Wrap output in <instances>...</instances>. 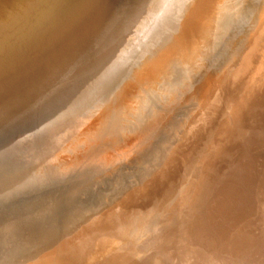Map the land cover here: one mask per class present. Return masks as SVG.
<instances>
[{"label": "rangeland", "instance_id": "1", "mask_svg": "<svg viewBox=\"0 0 264 264\" xmlns=\"http://www.w3.org/2000/svg\"><path fill=\"white\" fill-rule=\"evenodd\" d=\"M150 1L26 0L0 22V91L8 89L0 98L13 101L15 108L0 113V124H31L0 141V264L21 247L20 258H36L49 244L54 247L37 258L40 264H264V0H159L126 53L124 43H114L102 56L106 62L117 54L123 57L113 75L57 122L45 123L40 110L30 121H4L30 115L37 103L34 97L16 100L9 93L31 80L39 92L42 75L52 72L50 79L56 80L66 61L81 58L90 46L120 31ZM4 9L5 0H0V16ZM102 65H89L75 86L90 80ZM194 123L211 124V142L199 149L189 135L173 141L190 142L188 150L194 159L199 155L200 164L211 150L214 159L204 172L183 177L184 169L150 166L180 124L198 129ZM153 167L163 171L161 176ZM155 176L162 177V184ZM183 178L190 184L187 197L172 198L171 184ZM114 181L122 189L133 185L130 193L114 191ZM152 189L154 194L144 196L142 190ZM102 195L110 196L121 221L106 220L97 209L101 202L93 204ZM80 196L88 197L97 212L93 219L102 217L97 222L105 223L94 220L97 227L86 219L95 230L86 231L77 221L68 248L59 249L67 201ZM147 196L150 205V197L141 198ZM53 207L56 213L45 221L16 229ZM112 218L109 226L120 235L104 228V245H99L98 231ZM11 229L16 230L9 233Z\"/></svg>", "mask_w": 264, "mask_h": 264}, {"label": "bare ground", "instance_id": "2", "mask_svg": "<svg viewBox=\"0 0 264 264\" xmlns=\"http://www.w3.org/2000/svg\"><path fill=\"white\" fill-rule=\"evenodd\" d=\"M25 1L26 0H5V9H4V13H3V15H1L0 16V22L6 17V16H8L11 12H14V11H18L20 8H21V6L25 3ZM159 0H151L147 5H145L144 7H142V8H140V9H138V10H136V12L132 15V17H131V19L130 20H128L127 22H125L124 23V25L122 26V28L120 29V31H118V32H114L113 34H111L109 37H107V38H104V40L100 43V44H95L94 46H90L89 48H88V50L85 52V54H84V56H82L81 58H79V59H76V58H73V59H69L68 61H66L65 62V64H64V69H63V71H61V70H59V69H57V71H58V76H57V78H56V80H52V79H50L51 78V73H47V75H42V79H43V85H42V88H41V90L39 91V92H36L35 90H33V82H34V80H31V81H28L27 83H25L24 85H22V87H18V88H16L15 90H13V92H11V93H9V95H15L16 96V100H19V99H24V100H27V99H29V98H31V97H34L35 99H36V108L32 111V113L29 115H26V116H22V117H20V118H16V116H10L9 118H8V120H4L5 122H8V121H13V122H16V121H19V120H21V119H25L26 121H30V120H32L33 118H34V116L36 115V113L40 110V114H41V116H42V120H44L45 121V123H48L50 120L51 121H58V119L63 115V114H65L66 112H68L71 108H73V106L80 100V98H82L83 96H85L87 93H90L92 90H95L104 80H106L107 78H110L112 75H113V72H114V70L119 66V62H120V60L123 58L122 56H120L119 54H117L116 56H115V58L113 59H111V60H108L107 62L105 61L106 59H102V56L104 55V53H106L108 50H109V48H111V46L114 44V43H116L117 45H120L121 43H124L125 44V47L123 48V50L124 49H126V51H125V53L130 49L129 47L133 44V42H136V40H138V34L139 33H142L143 31H144V27H145V24L147 23V21L149 20V17L153 14V12H154V9H155V6L157 5V2H158ZM137 24V23H139V24H137L138 25V27H136V28H134V25L133 24ZM244 41V40H243ZM238 43V42H237ZM232 45V44H231ZM233 45H234V43H233ZM241 45H243V44H241ZM225 47V49L228 47H226V46H224ZM229 47H230V45H229ZM229 47L227 48V50H229ZM232 48V47H231ZM224 49V48H223ZM223 49H219V50H223ZM231 50V49H230ZM224 51H226V50H224ZM223 51V52H224ZM220 52V51H219ZM218 52V53H219ZM229 52V51H228ZM217 53V52H216ZM222 53V52H221ZM227 53V52H226ZM226 53H225V55H226ZM219 55V54H218ZM113 55H111L110 56V58L112 57ZM234 56V55H233ZM213 57H215V54H214V56ZM216 57H217V54H216ZM215 57V58H216ZM227 57H229L230 58V56H227ZM226 57V58H227ZM109 58V59H110ZM218 58V62H220L219 61V57H217ZM220 58H221V56H220ZM232 58V57H231ZM235 58H237V56L235 57ZM235 58H234V60L233 59H230V60H233L234 62L235 61H237V60H235ZM213 59V58H212ZM212 59L210 60V61H212ZM215 60V59H214ZM213 60V61H214ZM221 60H222V58H221ZM225 60H227V59H225ZM229 60V61H230ZM208 61V60H207ZM207 61H206V63H207ZM216 61V60H215ZM229 61H228V63H229ZM97 62H101V65L102 66H100V67H98L97 68V72H95V75L94 76H92L91 78H90V80H86L84 83H82L81 85H77V86H75L76 84H75V81H76V79L77 78H79V77H81L83 74H84V71L86 70V68L89 66V65H92V64H94V63H97ZM209 62V61H208ZM222 62V61H221ZM41 63L43 64V61H41ZM46 62H44V64H45ZM211 63V62H210ZM226 63V62H225ZM209 64V63H208ZM224 65V64H223ZM229 64H227V67L229 68V66H228ZM233 65H234V63H233ZM207 67L209 66V65H206ZM206 66L204 65V67H202V68H206ZM215 66V65H214ZM218 66H219V64H218ZM225 66H226V64H225ZM230 66H231V64H230ZM201 68V69H202ZM209 68V67H208ZM231 68V67H230ZM27 69H29V68H27ZM94 69V68H93ZM203 69V70H204ZM210 69V68H209ZM224 69V68H223ZM227 69V68H226ZM234 69V68H233ZM70 70V71H69ZM202 70V71H203ZM208 69H206V71H207ZM215 70H217V68L215 69ZM231 70H232V68H231ZM199 71H200V69H199ZM205 71V72H206ZM228 71H230V70H228ZM228 71H227V74H228V76H230L231 75V73H230V75H229V73H228ZM204 72V71H203ZM210 72H212V71H210ZM222 72V71H221ZM221 72H218V73H220L219 74V76L221 75ZM224 72V71H223ZM200 73H202V72H200ZM207 73V72H206ZM198 74H199V72H198ZM200 75V74H199ZM203 75V74H202ZM201 75V76H202ZM224 75V74H223ZM216 76V75H215ZM218 76V75H217ZM218 76V77H219ZM226 76V75H225ZM227 76V77H228ZM198 77V76H197ZM224 77V76H223ZM217 78V77H216ZM216 78H213L214 79V81L215 80H217ZM230 78V77H229ZM198 79H200L199 77H198ZM218 80H219V78H218ZM16 80H12V83L11 84H13L14 85V82H15ZM213 81V80H212ZM213 81V82H214ZM197 82H198V80H197ZM200 82H201V80H200ZM218 82V81H217ZM238 82V81H237ZM236 82V83H237ZM202 83H203V81H202ZM196 84V83H195ZM194 84V85H195ZM212 84H216V83H212ZM217 85H219V82H218V84ZM221 85V84H220ZM193 86V85H192ZM192 86H191V88H192ZM73 87V88H72ZM214 87V86H213ZM213 87H211V88H213ZM216 87H219V86H216L215 85V87L214 88H216ZM8 88H10V87H8ZM191 88H189L190 89V91H191ZM193 88H194V86H193ZM220 88H222L221 86H220ZM223 88H224V85H223ZM189 89H187V91H189ZM195 89V88H194ZM227 89V88H226ZM6 90H8V89H3V90H1L0 91V93H2V94H4L5 92H6ZM213 90V89H212ZM216 90V89H215ZM217 90H218V88H217ZM225 90V88L224 89H222L221 91L222 92H225L224 91ZM196 91V90H195ZM209 92H210V90H208ZM192 92V91H191ZM191 92H190V94H191ZM219 92H220V89H219ZM222 92H220L219 94H221ZM213 93H214V91H213ZM216 93V92H215ZM211 94V93H210ZM217 94H218V92H217ZM223 94V93H222ZM225 94V93H224ZM227 94V93H226ZM191 95H193V94H191ZM204 95V94H203ZM206 96V95H205ZM215 96H217L216 94H215ZM222 96V95H221ZM191 98H192V96H190ZM219 97V96H218ZM217 97V98H218ZM225 97V96H224ZM224 97H222V98H224ZM228 97V96H227ZM226 97V98H227ZM185 98V97H184ZM213 98H214V96H213ZM189 99V98H188ZM211 100H213V99H211ZM221 101V100H220ZM209 102V101H208ZM213 103H214V105H215V102L214 101H212ZM218 104V103H217ZM216 104V106H218ZM221 104V103H220ZM200 105V104H199ZM213 105V104H212ZM190 106H191V104H190ZM211 106V105H210ZM215 106V107H216ZM202 107H204V106H202ZM209 107V106H208ZM212 107H214V106H212ZM219 107V106H218ZM188 109H190L189 110V112L191 111V109L192 108H189V107H187ZM211 108V107H210ZM13 109H15L14 108V102L12 101H9V102H7V100L5 101V99H2V98H0V113H2V112H9V111H13ZM187 109V110H188ZM214 109H217V107L216 108H214ZM4 110V111H3ZM208 110V109H207ZM201 111H203V110H201ZM200 111V112H201ZM209 111V110H208ZM214 111V113L216 112L215 110H213ZM212 110H211V112H213ZM218 111V110H217ZM210 112V111H209ZM211 112H210V114H211ZM197 113V112H196ZM195 113V114H196ZM201 113H203V112H201ZM200 113V114H201ZM214 113H212V114H214ZM217 113V112H216ZM215 113V114H216ZM189 114H191V113H189ZM198 114V113H197ZM197 114H196V116L195 117H197ZM204 114V113H203ZM209 114V115H210ZM194 115V114H193ZM207 114H205V118L208 116V117H210L209 115H207ZM190 116V115H189ZM192 116V115H191ZM202 116V115H201ZM193 117V116H192ZM192 117H189V118H192ZM199 117V116H198ZM203 117V116H202ZM4 119V118H3ZM204 119V118H203ZM208 119V118H207ZM206 119V120H207ZM211 119H213V117L211 118ZM191 119H189V123L190 122H192L193 120H191ZM55 122V123H56ZM186 124H188L186 121H184ZM205 123V122H204ZM51 124H53V123H51ZM186 124H180L179 125V130H178V133H177V135L175 136V138H173L172 139V141L168 144V147L157 157H155L154 159H153V161H152V163L150 164V166L152 165V164H154V163H164V164H167V165H169V166H172V167H175V168H177V169H184V174L183 175H181V176H183V177H186L185 176V174L187 173H198V172H200L205 166H208L210 163H211V161H210V159H211V157H213L212 155H211V150L209 151V153H208V159H207V161H206V163H204L203 162V160L201 161V164H200V162H198L197 160L199 159L198 158V154H197V157H196V159H194V157L192 156V154H193V152H192V150H188L189 149V147L191 148V146L189 145L190 144V142H189V144H186V142L184 141L183 143L184 144H186V145H184L183 143H178V144H176L177 143V141L176 142H174L173 140L174 139H176V140H179L178 138L181 136H187V135H189V138L190 139H188V140H190L191 141V138H192V140H193V143H196L195 144V146L197 147V148H203L204 146H205V144L207 143V142H211L210 141V139L208 138V136H209V132H210V130H209V127H210V125L209 124H202V126L201 127H198L197 125H195V123H194V126L195 127H198V129H196V128H191V130H189V126H187ZM29 125H31V124H0V141H1V139H11V137L12 136H15V135H18L19 133H20V131H24L23 129H25V128H27V127H29ZM191 125V124H190ZM193 125V124H192ZM219 125V124H218ZM193 127V126H192ZM215 128V127H214ZM164 129H165V127H163V130H161L160 129V131H161V134L164 132ZM196 129V130H195ZM187 131V132H186ZM215 131H216V129H215ZM218 131L219 130H217V133H218ZM184 132H186V133H184ZM217 133H216V136H217ZM161 134H160V136H161ZM202 134V136H200ZM156 136V138H157V134L155 135ZM159 136V137H160ZM220 136V135H219ZM158 137V138H159ZM221 137V136H220ZM223 137V136H222ZM157 138V139H158ZM220 139V138H219ZM187 141V140H186ZM188 143V142H187ZM211 147H212V144L210 145V149H211ZM172 148H174V155H173V151H172ZM209 149V148H208ZM207 150V149H206ZM202 151V150H201ZM203 152V151H202ZM206 152V151H205ZM173 155V156H172ZM175 155H176V157H175ZM171 156V157H170ZM210 156V157H209ZM204 159V158H203ZM213 159H214V157H213ZM194 160H196V162L194 161ZM218 161V160H217ZM211 165V164H210ZM149 166V165H148ZM162 166V165H161ZM160 166V167H161ZM215 166H216V164H215ZM163 167H165V166H163ZM152 168V167H151ZM146 169V168H145ZM144 169V170H145ZM153 169L155 170V172L156 173H158V168H156V167H153ZM157 169V170H156ZM160 170H161V168H159ZM173 169V168H172ZM159 170V171H160ZM165 170H166V167H165ZM207 171V170H206ZM163 172V171H162ZM161 172V173H162ZM169 172V171H168ZM171 172H173V171H171ZM175 172V171H174ZM201 172H204V171H201ZM160 173V172H159ZM158 173V174H159ZM161 173L159 174L160 176H161ZM170 173V172H169ZM207 173H209V172H207ZM158 174H155V175H158ZM176 174V173H175ZM186 174V175H187ZM174 175V174H173ZM207 175V174H206ZM153 176V175H152ZM167 176V175H166ZM172 176V175H171ZM174 177V176H173ZM177 178H180V176L178 177V176H176ZM202 177H203V174H202ZM159 178H161L162 179V177H159ZM158 177H157V179H156V176L154 177V179H156V180H154L153 179V177H152V179L155 181V182H157L158 183V181L160 180V183H161V179H159ZM166 178V177H165ZM170 178H172V177H170ZM194 178V177H193ZM174 180H176V178H173ZM184 180L182 181L181 179V183L179 184V183H177V184H179L178 186H176V187H174V185H176V183L175 184H171V189H170V191H171V193H172V195H170L172 198H178L179 197V195H181V198L183 197V199L185 198V197H187V190L189 189V186H190V184H187V181H186V179L185 178H183ZM152 180V181H153ZM208 180V179H207ZM143 181V180H142ZM146 181V180H145ZM144 181V182H145ZM149 181V180H148ZM151 181V180H150ZM149 181V182H150ZM151 181V182H152ZM206 181V180H205ZM144 182L143 183H141V186L144 184ZM147 182V181H146ZM145 182V183H146ZM150 182V183H151ZM174 182V181H173ZM136 184V183H135ZM147 184H149L148 182H147ZM147 184H145V185H147ZM153 184V183H152ZM152 184H150V186L149 187H152ZM162 184V183H161ZM170 184V183H169ZM157 185V184H156ZM155 185V186H156ZM133 186V185H132ZM132 186L130 185V186H128L127 188H121V186H119L117 183H115V181L113 182V183H111V188L113 187L114 188V191H119L120 193H123V194H129L130 193V190H131V188H132ZM154 186V185H153ZM154 186V187H155ZM161 186H163V185H161ZM197 186V185H196ZM143 187V186H142ZM153 187V188H154ZM174 187V188H173ZM145 188H147L146 190H150L148 187H146L145 186ZM155 188H157V187H155ZM154 188V189H155ZM143 189V188H142ZM113 191V192H114ZM141 191V190H140ZM145 191V190H144ZM143 190H142V192H143V194L144 193H151V194H154L153 193V189H152V191H148V192H144ZM112 192V193H113ZM155 192V191H154ZM151 194H149V195H151ZM186 194V195H185ZM139 195H140V193H139ZM141 196V195H140ZM144 196H145V194H144ZM90 197V200H91V197L92 196H89ZM150 198H151V196H149ZM148 196L147 197H141L142 199L143 198H149ZM153 197V196H152ZM94 198V197H93ZM92 198V201L91 202H93V200H95V198L93 199ZM138 200H139V198L138 197H136ZM149 198V200H148V203L147 204H149L150 205V201L152 200V198L150 199ZM73 197H71V198H69L68 199V201H67V209L66 210H64L66 213H67V218H66V216H65V220L63 221V230H62V234H61V236H60V238H59V245L57 246V247H59V249H66V248H68V246L66 245L67 244V241L69 240V239H71V235H72V231H73V229H74V232L76 231V224H77V221H81V222H79V223H82V225H83V228H81L82 230H88L89 229V227H90V223L89 222H86V219H91V220H93V222L91 221V224L92 223H94V220L95 219H93V218H95V217H97L96 215H97V212H92V210H91V206L89 207V205H88V203L90 202L89 201V199H88V197H87V199H85V198H83L82 196H80V197H78L76 200L75 199H73ZM98 199V200H97ZM146 199V200H147ZM98 202H97V201ZM96 200L93 202V204L96 202V203H99V202H101V206H100V203L98 204L99 206H100V208H97L98 210L99 209H101L102 210V212H100L103 216H105L106 217V220L107 219H110V217H113V218H115V220H118V221H121L120 220V218L118 217V216H121V212L119 213V214H116L113 210V208H114V204L111 202V199H110V196H105V195H102V196H100L99 198H96ZM125 200V199H124ZM128 200H130V199H128ZM131 200H133V199H131ZM143 200H145V199H143ZM180 200V199H179ZM134 201V200H133ZM80 202H81V204H80ZM134 202H137V201H134ZM146 202V201H145ZM177 202H179V201H177ZM78 203H79V205H78ZM127 203V202H126ZM125 203V204H126ZM129 204H131L132 203V201H129L128 202ZM140 203V205L142 206V205H144V204H146V203H141V202H139ZM138 204V203H137ZM136 204V205H137ZM184 204V203H183ZM74 205V206H73ZM80 205H84V207L83 206H80ZM97 205V204H96ZM116 205V204H115ZM133 207L135 206L134 204H131ZM130 205V206H131ZM188 205V204H187ZM119 206V205H118ZM126 206V205H125ZM131 206V207H132ZM139 206V205H138ZM137 206V207H138ZM93 207V206H92ZM136 207V206H135ZM134 207V208H135ZM144 207V206H143ZM185 207V206H184ZM71 208V209H70ZM82 208H84L83 210H81ZM90 208V209H89ZM128 208V207H127ZM130 208V207H129ZM134 208L133 209H131V211H134ZM141 208V207H140ZM68 209H70V210H68ZM89 209V210H88ZM97 209H95V211H97ZM115 209H117V208H115ZM135 209H139V207L138 208H135ZM91 210V212H92V214H90L89 215V212L88 211H90ZM120 211H121V209H119ZM130 210V209H129ZM125 211H126V207H125ZM124 211V209L122 210V214L125 212ZM139 211V210H138ZM143 211V210H142ZM90 212V213H91ZM127 212H128V209H127ZM127 212L126 213H124V214H126L127 215ZM135 212V211H134ZM56 212H55V207H53V208H50V209H48V210H46V211H44L43 213H41L33 222H30V223H25V224H23V225H21L20 226V228H16V229H23V228H25V227H28V226H32V225H36V224H38V223H41V222H43V221H45L47 218H49L52 214H55ZM130 214L132 213V212H129ZM205 213V212H204ZM204 213H203V215H204ZM145 214V213H144ZM92 215V216H91ZM99 215L100 214H98V217H99ZM132 215V214H131ZM183 215V214H182ZM202 215V216H203ZM90 216V217H89ZM117 216V217H116ZM201 216V217H202ZM101 217V216H100ZM203 217H205V215L203 216ZM102 218V217H101ZM101 218L99 219V218H96L97 219V221L99 220H101ZM104 218V217H103ZM113 218L111 219V221H109L106 225H105V227L103 226V229L101 228L99 231H98V236H99V238H97V240H98V244L99 245H104V240H103V238H101L103 235H104V228H107V230L108 231H110L111 229H112V232H118V229H116V228H112L113 227V223L115 222V220H113ZM118 218V219H117ZM129 218H130V216H129ZM124 219V218H123ZM201 220V219H200ZM96 221V220H95ZM96 221V222H97ZM105 219H103V223L101 222V223H98L97 222V225L98 224H104L105 222ZM135 221V220H134ZM117 222V221H116ZM95 224V223H94ZM111 224H113L111 227L109 226V225H111ZM65 225H67L69 228H66L65 227ZM88 225V226H87ZM93 225V224H92ZM96 225V224H95ZM94 225V226H95ZM96 225V226H97ZM101 226V225H100ZM129 226V225H128ZM74 227V228H73ZM77 227H78V225H77ZM98 227V226H97ZM135 227V226H134ZM73 228V229H72ZM16 229H14V230H8L9 231V233H11V232H13V231H15ZM44 228H42L41 230H43ZM79 229H80V227H79ZM115 229V230H114ZM46 230V229H45ZM90 230V229H89ZM92 230V229H91ZM90 230V231H91ZM48 230H46L45 231V235H48L47 232ZM89 231V232H90ZM92 231H95V230H92ZM1 233V232H0ZM71 233V234H70ZM91 233V232H90ZM112 234V233H111ZM115 234V233H114ZM113 234V235H114ZM118 234H119V232H118ZM23 235V234H22ZM73 235H74V233H73ZM72 235V236H73ZM120 235V234H119ZM24 236V235H23ZM107 236V235H106ZM19 237V236H18ZM22 237V236H21ZM111 237V236H110ZM106 238V237H105ZM107 239V238H106ZM112 240V239H111ZM121 243V242H120ZM110 244V243H109ZM111 245H113L112 243H111ZM114 246V245H113ZM53 247H54V245H52V244H49V248L48 249H46L45 247L42 249V251H41V253H37L36 252V258H35V256L34 255H29L28 257H26V258H20L19 256H21L22 254H23V248L21 247V249L19 250V249H16V252H14V255H15V257L13 258V259H7V261H6V263L5 264H40L39 263V261L37 260V258L39 257V256H46L48 253H49V251H51L52 249H53ZM101 248H103V250L101 249ZM46 249V250H45ZM99 249H101L102 250V252H104V254H105V249H106V247H104V246H101V247H99ZM108 251H110V250H108ZM25 253V252H24ZM128 255V254H127Z\"/></svg>", "mask_w": 264, "mask_h": 264}]
</instances>
